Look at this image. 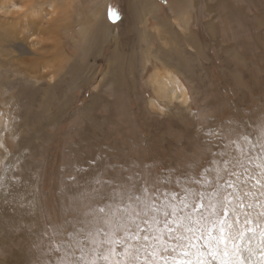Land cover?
Masks as SVG:
<instances>
[{
    "label": "rangeland",
    "instance_id": "obj_1",
    "mask_svg": "<svg viewBox=\"0 0 264 264\" xmlns=\"http://www.w3.org/2000/svg\"><path fill=\"white\" fill-rule=\"evenodd\" d=\"M6 2L24 10H0V264H67L59 241L128 178L157 207L204 190L224 150L209 130L264 142V0ZM155 69L186 105L155 98Z\"/></svg>",
    "mask_w": 264,
    "mask_h": 264
},
{
    "label": "snow or ice",
    "instance_id": "obj_2",
    "mask_svg": "<svg viewBox=\"0 0 264 264\" xmlns=\"http://www.w3.org/2000/svg\"><path fill=\"white\" fill-rule=\"evenodd\" d=\"M204 134L224 140V150L212 153L222 167L204 190L172 192L157 207L159 190L128 178L131 187L100 197L115 206L93 208L82 239L59 241L67 264H264V142L234 128Z\"/></svg>",
    "mask_w": 264,
    "mask_h": 264
},
{
    "label": "bare ground",
    "instance_id": "obj_3",
    "mask_svg": "<svg viewBox=\"0 0 264 264\" xmlns=\"http://www.w3.org/2000/svg\"><path fill=\"white\" fill-rule=\"evenodd\" d=\"M3 3L4 4L1 5L0 10H5V15H19V13L22 12L20 9L24 8V6L15 5L14 3L7 4L6 0H3ZM49 8L53 9L51 4ZM4 20L6 19L4 18ZM147 62L148 61L146 60L145 63ZM149 83L156 99L165 101L168 104L178 102L181 106L186 105V98L184 97L183 89L180 86V81L175 79L173 75L155 69L150 73ZM154 102L155 101L150 102L152 106L151 108H155Z\"/></svg>",
    "mask_w": 264,
    "mask_h": 264
},
{
    "label": "clouds",
    "instance_id": "obj_4",
    "mask_svg": "<svg viewBox=\"0 0 264 264\" xmlns=\"http://www.w3.org/2000/svg\"><path fill=\"white\" fill-rule=\"evenodd\" d=\"M20 10H21V11H23V10H24V8H21Z\"/></svg>",
    "mask_w": 264,
    "mask_h": 264
}]
</instances>
